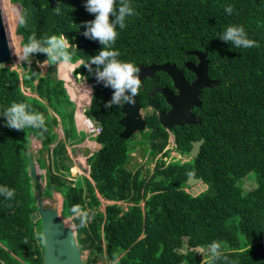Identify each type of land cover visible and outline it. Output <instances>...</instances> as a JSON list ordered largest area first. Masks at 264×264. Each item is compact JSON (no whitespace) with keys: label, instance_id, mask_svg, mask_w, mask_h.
I'll return each instance as SVG.
<instances>
[{"label":"trees","instance_id":"1","mask_svg":"<svg viewBox=\"0 0 264 264\" xmlns=\"http://www.w3.org/2000/svg\"><path fill=\"white\" fill-rule=\"evenodd\" d=\"M10 1L20 4V19L26 21L19 20L16 29L22 45L35 34L37 39L63 36L76 46L69 49L74 51L71 62L81 60L75 73L92 86L84 114L101 128L92 136L101 146L88 155L89 176L70 179L68 147L82 143L86 138L79 133H87L78 130L65 80L52 66L42 73L45 54L33 55L21 72L0 65V115L13 102L26 103L44 115L47 128L43 136L32 128L16 131L0 116V186L15 190L11 200L0 195V264H45L43 243L36 238L42 234L37 198L51 199L55 192L63 197L61 214L72 218L82 253L88 251L85 264H112L114 259L118 264H201V253L213 241L221 243L227 261L210 264H264V0H129L136 14L126 18L125 28L118 27L114 45L122 61L137 67L176 63L192 80L195 75L185 62H196L188 51L200 50L209 59V75L219 79L202 90V105L196 108L201 121L176 126L174 142L157 115L145 131L148 140L135 134L120 137L122 107L105 108L113 90L97 83L82 65L103 47L83 35L84 22L95 19L85 0ZM58 5L60 14L54 11ZM228 6L231 14L225 11ZM231 25H242L259 47L235 48L221 41L218 37ZM158 76L170 80L157 71L154 78L141 80L138 96L155 87ZM28 135L39 139L54 160L36 157L46 171L40 180L30 174ZM202 138L199 154L191 155L192 141ZM138 147L157 160L153 171L146 167L144 173V165L130 164ZM172 151L188 159L174 158ZM191 174L202 177L207 188L193 194L187 184ZM103 199L112 201L104 209ZM73 205L89 212L86 228L78 226Z\"/></svg>","mask_w":264,"mask_h":264},{"label":"clouds","instance_id":"2","mask_svg":"<svg viewBox=\"0 0 264 264\" xmlns=\"http://www.w3.org/2000/svg\"><path fill=\"white\" fill-rule=\"evenodd\" d=\"M84 7L89 14L95 16V19L84 22L83 27L86 30L83 35L92 41H98L103 47L97 55L91 57L90 62L82 65L94 74L97 83L113 90L111 99L105 104L106 109L125 105L134 106L136 104L135 98L142 87L141 69L132 62L122 61L119 58L120 51L114 48L120 35L117 30L118 27L119 29L125 28L126 18L136 14L133 7L129 0H119V3L117 0H85ZM54 11L56 14H60L59 5L54 8ZM225 11L231 14L233 12L232 6H228ZM20 23H26L23 17L20 19ZM218 38L235 48L259 47L255 40L248 37L242 25L228 26ZM69 49L75 50L77 48L63 36L53 35L37 39L36 35L32 34L28 37L27 42L22 45L21 50L15 51V54L21 63L30 64L33 55L45 54L48 59L42 62L44 65L51 62H55L57 65H69L74 55V51H69ZM155 90L156 88L153 92ZM0 116L6 118V127L16 131H25L27 128L37 129L41 130L40 136H43V133L47 131L44 115L31 110L26 103L13 102ZM171 137L174 136L170 133ZM0 195L11 200L15 196V190L0 186ZM71 212L73 216L79 219V227L86 228L88 226L91 219L88 211L83 210L80 205H73ZM36 238L41 243L45 240L42 234H38ZM24 243H29L27 238H25ZM201 254L203 255L201 264H210L211 261L220 259L227 261V257L221 251V243L218 241H213L207 252ZM112 264H118V259H114Z\"/></svg>","mask_w":264,"mask_h":264},{"label":"water","instance_id":"3","mask_svg":"<svg viewBox=\"0 0 264 264\" xmlns=\"http://www.w3.org/2000/svg\"><path fill=\"white\" fill-rule=\"evenodd\" d=\"M20 6V4L18 3ZM21 16V12H20ZM189 54L198 57V63L192 61L186 62V66L195 74L193 81H188L184 71L179 68L176 63L165 62L162 64L140 65L141 80L152 77L157 71H164L172 77L174 85L179 89L178 94H174L167 87L158 88L157 90L163 93L168 103L172 105V109L166 113L164 110L159 112L160 122L166 127L175 125L183 126L200 122L190 112V109L195 105L201 106L199 97L204 87H213L219 83L218 79H212L208 73L209 59L207 54L200 50L188 51ZM11 50L9 47V38L6 31L2 11L0 7V65L6 64L12 59ZM23 68L27 67V62L22 63ZM154 93L153 91L151 92ZM92 95V94H91ZM136 104L125 105L122 107L123 117L120 123L124 129L120 132V137L128 139L136 132L146 128V119L141 114V104L139 97L136 98ZM154 107L156 103L149 101ZM32 135L25 138V152L29 158V170L32 177H36L38 162L34 159L31 151ZM204 138L195 140L190 150L191 155L197 156L201 150V145ZM187 184L191 187L193 194H197L207 188V184L203 182L202 177H196L191 174L187 179ZM37 204L39 215L42 219V235L45 237L43 242V257L45 264H85L83 253L78 245L75 227L67 226L61 218V211L56 206H47L44 204V198L38 197ZM62 209V208H61Z\"/></svg>","mask_w":264,"mask_h":264},{"label":"rangeland","instance_id":"4","mask_svg":"<svg viewBox=\"0 0 264 264\" xmlns=\"http://www.w3.org/2000/svg\"><path fill=\"white\" fill-rule=\"evenodd\" d=\"M0 7H1L2 17L4 19V23L6 22L5 27H6V31H7L8 38H9V47L11 50V55L13 57L12 59L9 60L8 63H6V65L11 66L12 68L18 69L21 72L23 66H22V63L18 60L17 56L14 54L13 47L11 46V35L9 33V30L7 29V20H9V19L12 20L13 25L17 28V25H18L19 20H20L21 6H19L18 3H13L9 0V2L7 3V6L5 5V3H0ZM16 28L14 29V32L17 35V39H19V46H20L19 50H18V52H19L22 48V36L20 34H17ZM44 61H46V60H44ZM53 63L54 62H51L50 64H47V65H44L41 62L40 67L42 69V73L44 74V73L48 72V70L51 66L55 67L57 69L59 77L65 80V85L69 91V94H71L72 99L75 98L74 99L75 108H76L75 114H77V110H78V106H79V104L77 103V101H78L77 99L80 97L79 96L80 85L82 83L86 82V80L84 79V77L82 75L75 73V69L77 67H79L81 60H79L77 62H70L69 66L68 65H57L56 63L55 64H53ZM3 65H5V64H3ZM23 88H24L26 94L35 95V93H32L29 89H26L25 87H23ZM77 95H78V97H76ZM89 102L83 103V105H84L83 106V114L85 112V109L88 107ZM84 116L87 118V116L85 114H84ZM90 120L92 123L95 124V122L92 119H90ZM86 121L82 122L79 120V127L78 128L82 129L83 125H84V128L82 130L85 129L84 131H86L87 134L85 135L84 133H79V138L82 139L85 136V138H87V140H85L81 144H78L77 146H75L76 147L75 151H73V148H75V147H72V146L68 147L70 155L72 157V167H71L70 179H76L79 175L89 176L90 166L87 162L88 155H90L92 152L98 150L101 146L99 143H96L95 139H92L93 137L91 136V132H90V130H91L90 127H92V126H89L88 124H86ZM80 123H82V124H80ZM57 131L59 133V138H62L63 137V130H62L61 125L57 127ZM141 133H144V134H141ZM135 135H137L136 138H139V136L141 135V136H143L142 140H144V141L148 140L147 137L145 138V136H147V135L145 134L144 129L142 131L136 132ZM170 139L173 142L175 140L174 137H171ZM52 148H53V145H52ZM31 151H32V155H33L35 160H36V157H38L39 155H42V157H44L46 159L47 163H54V160L50 158V155H51L50 150L49 149H42V143L39 139L33 137L32 144H31ZM39 151L41 152L40 154H39ZM131 155L133 156V158L130 162L131 165L136 166L137 162L141 165H144L145 166L144 173H146V171H147L146 167L150 171L154 170L157 160L151 159V157L149 158L148 154L145 155L143 153L141 147H138L134 152H132ZM172 156H175L174 158L182 159V161H185L187 159V156L181 155L176 151H172ZM170 158H168V160H170ZM36 173H37L36 177H39V180H40L41 175H44L46 173V171L44 168L37 165ZM41 181L43 184H45V179H42ZM62 199H63V197H62L61 193L55 192L51 199L44 198V204L47 206H56L61 211ZM111 202L112 201H107V200L103 199L102 208L104 209L105 205L107 203H111ZM119 203L122 204L125 209H127L128 205H129V203L125 202V201L119 202ZM60 215H61V218L63 219V221L65 222V224L67 226L74 228L73 227L74 223L72 221V218H70V217L66 218L61 213H60ZM199 251H202V249H199ZM82 257H83L84 261H86L87 257H88V251H85L83 253ZM96 264H108V263L100 260Z\"/></svg>","mask_w":264,"mask_h":264},{"label":"flooded vegetation","instance_id":"5","mask_svg":"<svg viewBox=\"0 0 264 264\" xmlns=\"http://www.w3.org/2000/svg\"><path fill=\"white\" fill-rule=\"evenodd\" d=\"M188 61H192V62H194V63H198V61H199V59H198V57H197V61L195 62V61H193V60H187L186 62H188ZM186 62H185V67L187 68V66H186ZM179 68H181V67H179ZM183 71H184V74H185V76H186V71L184 70V68H181ZM187 70L188 71H191V70H189L188 68H187ZM192 72V71H191ZM168 75V74H167ZM195 75V74H194ZM154 76H155V74H154ZM154 76H152V77H150V78H154ZM169 76V75H168ZM196 77V76H195ZM195 77H194V79H195ZM211 77V76H210ZM147 78H149V77H147ZM159 78V79H158ZM158 78H155L154 79V81H153V85L155 84H157L155 87H150L147 91H146V93L145 94H143V93H141L140 94V96H138L139 97V102H140V104H141V114H142V117L144 118V119H146V128L144 129L145 131H149V126H148V124H149V120L151 119V117L153 116V115H157V118H158V120H159V122H160V119H159V112L161 111V110H164L166 113H168L171 109H172V105L170 104V103H168V101H167V98H166V96L163 94V93H161L160 91H158L157 89L158 88H163V87H167L168 89H169V91H171L172 93H174V94H178L179 93V89L174 85V81H173V79H172V77L171 76H169V78H170V80H168V79H165L164 81H163V79H160V77L158 76ZM212 78V77H211ZM146 79V78H145ZM187 79V78H186ZM194 79H192V80H188V81H193ZM212 79H214V78H212ZM144 80V79H143ZM219 80V79H218ZM160 83H162L161 85H160ZM166 83V84H165ZM152 85V86H153ZM156 88V90H155V92H154V94H152L151 92L154 90ZM204 88H206V87H204ZM203 88V89H204ZM209 88V87H208ZM202 89V90H203ZM159 93V94H158ZM201 93H202V91H201ZM201 93H200V95H201ZM200 95H199V97H200ZM142 96V97H141ZM201 99V98H200ZM151 100H153L155 103H156V106L157 107H154L153 105H151L150 103H149V101H151ZM201 105H202V99H201ZM198 107H200V106H197V105H195L193 108H191L190 109V112L192 113V114H194L197 118H199V119H201L200 117H199V115L196 113V108H198ZM160 125L163 127V128H165L166 129V131H168L169 133H171L173 136H174V132H176V126H179V125H175V126H173V127H171V128H169V127H166V126H164L161 122H160ZM123 129H124V127H123ZM122 129V130H123ZM140 131H142V130H140ZM141 134H143V133H141ZM142 136L140 135L139 136V138H141ZM195 140H193L192 142H194ZM192 146H193V144H192ZM187 159H188V157H187Z\"/></svg>","mask_w":264,"mask_h":264},{"label":"bare ground","instance_id":"6","mask_svg":"<svg viewBox=\"0 0 264 264\" xmlns=\"http://www.w3.org/2000/svg\"><path fill=\"white\" fill-rule=\"evenodd\" d=\"M5 1V2H4ZM9 2V0H0V3H5V5L7 6V3ZM6 16V15H5ZM6 23V22H5ZM6 25V24H5ZM13 22L12 20H7V29L9 30V33L11 35V46L13 47L14 50V54L15 51L18 52L19 50V39H17V35L14 32V29L16 28L14 25V27L12 26ZM17 29V28H16ZM17 31V30H16ZM18 34V33H17ZM16 55V54H15ZM69 66V65H68ZM75 68V67H74ZM70 71V70H69ZM70 79V78H69ZM69 87V86H68ZM71 93V92H70ZM73 93V92H72ZM81 94V95H80ZM91 94H92V86L90 85V83L88 82H84L80 85V93H79V98L77 99V103L79 104L78 106V110H77V117L80 121H86L88 122V125L91 126V121L90 119H87L84 114H83V103H88L91 100ZM71 95V94H70ZM75 95V94H74ZM78 97V95L76 96ZM75 99V98H74ZM73 99V100H74ZM78 120V121H79ZM87 124V123H86ZM87 128V127H86Z\"/></svg>","mask_w":264,"mask_h":264},{"label":"built area","instance_id":"7","mask_svg":"<svg viewBox=\"0 0 264 264\" xmlns=\"http://www.w3.org/2000/svg\"><path fill=\"white\" fill-rule=\"evenodd\" d=\"M86 123L88 124L87 121H86ZM91 126L92 127H90V129H91L90 132H91L92 136H96L100 132L101 128L99 127V125L94 124L92 122H91Z\"/></svg>","mask_w":264,"mask_h":264},{"label":"crops","instance_id":"8","mask_svg":"<svg viewBox=\"0 0 264 264\" xmlns=\"http://www.w3.org/2000/svg\"><path fill=\"white\" fill-rule=\"evenodd\" d=\"M84 81H85V80H84ZM86 82H87V81H86ZM88 83H89V82H88ZM90 85H91V83H90ZM75 117H76V124H77V127H79V121H78L77 114H75ZM90 121H91V120H90ZM84 122H85V120H84ZM80 124H82V123H80ZM83 128H84V125H83ZM83 128H82V129H83ZM82 129H79V128H78V130H82ZM84 130H85V129H84ZM122 131H123V130H122ZM85 132H86V131H85ZM86 133H87V132H86ZM91 136H92V134H91ZM85 140H87V138H86ZM85 140H84V141H85ZM84 141H83V142H84ZM96 143H98V142L96 141ZM80 144H81V143H80Z\"/></svg>","mask_w":264,"mask_h":264}]
</instances>
